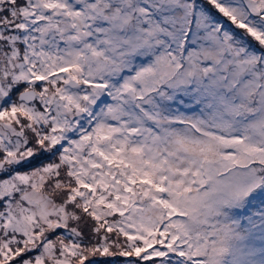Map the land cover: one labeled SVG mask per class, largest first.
I'll list each match as a JSON object with an SVG mask.
<instances>
[{
    "label": "snow or ice",
    "instance_id": "6c2138e0",
    "mask_svg": "<svg viewBox=\"0 0 264 264\" xmlns=\"http://www.w3.org/2000/svg\"><path fill=\"white\" fill-rule=\"evenodd\" d=\"M0 264H264V0H0Z\"/></svg>",
    "mask_w": 264,
    "mask_h": 264
}]
</instances>
